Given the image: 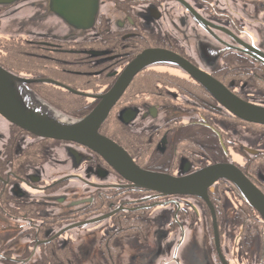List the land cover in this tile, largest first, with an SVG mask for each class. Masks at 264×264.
<instances>
[{
    "label": "flooded vegetation",
    "instance_id": "af4514ba",
    "mask_svg": "<svg viewBox=\"0 0 264 264\" xmlns=\"http://www.w3.org/2000/svg\"><path fill=\"white\" fill-rule=\"evenodd\" d=\"M154 50L173 59L136 70L98 132L143 170L182 177L228 164L264 195V124L197 77L264 107V0H0V66L71 119ZM207 197L137 187L92 148L0 114V264H30L49 245L78 264H224L214 224L226 264H264L257 210L224 177Z\"/></svg>",
    "mask_w": 264,
    "mask_h": 264
},
{
    "label": "water",
    "instance_id": "95a60500",
    "mask_svg": "<svg viewBox=\"0 0 264 264\" xmlns=\"http://www.w3.org/2000/svg\"><path fill=\"white\" fill-rule=\"evenodd\" d=\"M155 58L173 59L172 55L166 51L154 50L138 55L112 88L100 96L101 99L97 105L86 115L75 119L64 115L63 118H58V112L51 110L27 88L26 80L0 66V114L38 136L73 140L92 148L104 156L133 185L153 190L158 195L191 193L208 202L207 187L216 179L224 177L234 183L248 203L257 210L264 220V195L234 166L217 163L182 177L143 170L119 145L98 132L101 122L105 119L110 107L117 100L132 74ZM197 77L206 89L232 113L243 119L264 124V107L249 104L237 98L206 74L202 73ZM94 220L96 219L79 222L74 226H80ZM214 234L216 251L223 263L226 264L220 254L215 224Z\"/></svg>",
    "mask_w": 264,
    "mask_h": 264
},
{
    "label": "trees",
    "instance_id": "16d2710c",
    "mask_svg": "<svg viewBox=\"0 0 264 264\" xmlns=\"http://www.w3.org/2000/svg\"><path fill=\"white\" fill-rule=\"evenodd\" d=\"M45 247L43 258H36L30 264H78L70 248H58L56 245Z\"/></svg>",
    "mask_w": 264,
    "mask_h": 264
},
{
    "label": "rangeland",
    "instance_id": "374dc122",
    "mask_svg": "<svg viewBox=\"0 0 264 264\" xmlns=\"http://www.w3.org/2000/svg\"><path fill=\"white\" fill-rule=\"evenodd\" d=\"M65 116V115H64ZM63 115L59 114L58 118H63ZM66 117V116H65ZM80 118V117H79Z\"/></svg>",
    "mask_w": 264,
    "mask_h": 264
},
{
    "label": "bare ground",
    "instance_id": "6f19581e",
    "mask_svg": "<svg viewBox=\"0 0 264 264\" xmlns=\"http://www.w3.org/2000/svg\"><path fill=\"white\" fill-rule=\"evenodd\" d=\"M29 96H31V94L28 93Z\"/></svg>",
    "mask_w": 264,
    "mask_h": 264
}]
</instances>
